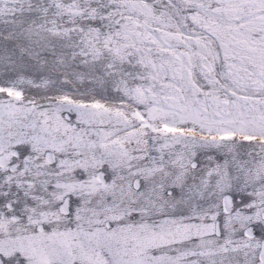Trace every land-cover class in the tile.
Here are the masks:
<instances>
[{
	"label": "snow or ice",
	"instance_id": "obj_1",
	"mask_svg": "<svg viewBox=\"0 0 264 264\" xmlns=\"http://www.w3.org/2000/svg\"><path fill=\"white\" fill-rule=\"evenodd\" d=\"M0 264H264V0H0Z\"/></svg>",
	"mask_w": 264,
	"mask_h": 264
}]
</instances>
